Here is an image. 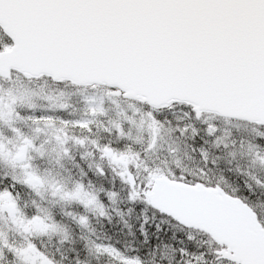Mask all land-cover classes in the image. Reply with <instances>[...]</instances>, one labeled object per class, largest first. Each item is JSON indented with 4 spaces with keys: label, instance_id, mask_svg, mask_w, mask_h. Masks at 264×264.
<instances>
[{
    "label": "snow or ice",
    "instance_id": "obj_1",
    "mask_svg": "<svg viewBox=\"0 0 264 264\" xmlns=\"http://www.w3.org/2000/svg\"><path fill=\"white\" fill-rule=\"evenodd\" d=\"M0 264H264V0H0Z\"/></svg>",
    "mask_w": 264,
    "mask_h": 264
}]
</instances>
